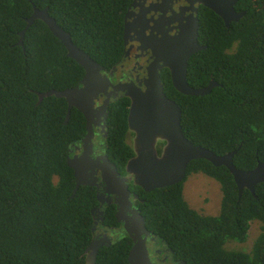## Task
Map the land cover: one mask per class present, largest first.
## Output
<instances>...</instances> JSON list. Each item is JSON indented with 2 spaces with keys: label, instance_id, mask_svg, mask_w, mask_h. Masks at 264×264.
<instances>
[{
  "label": "trees",
  "instance_id": "trees-1",
  "mask_svg": "<svg viewBox=\"0 0 264 264\" xmlns=\"http://www.w3.org/2000/svg\"><path fill=\"white\" fill-rule=\"evenodd\" d=\"M130 0H0V264H85L94 238L90 186L76 187L67 163L86 133V119L68 103L37 92L80 84L84 67L67 55L63 42L43 20L19 32L34 11L49 13L74 43L109 68L123 52V21ZM246 14L226 26L209 8L200 15L199 42L206 49L192 55L187 78L205 95L179 92L169 78L165 92L182 108V130L194 144L224 155L237 150L236 167L264 162V0H237ZM129 98L109 107L110 152L123 168L133 149L126 141ZM204 172L217 178L222 200L219 215L192 208L183 193L186 180L167 187L136 190L147 228L186 264H264V229L249 250L238 247L250 235L253 220L264 223V182L241 197L225 165L193 159L187 176ZM186 176V177H187ZM128 234V233H127ZM126 233L100 247L96 264H130L133 244ZM113 241V240H112Z\"/></svg>",
  "mask_w": 264,
  "mask_h": 264
},
{
  "label": "water",
  "instance_id": "water-1",
  "mask_svg": "<svg viewBox=\"0 0 264 264\" xmlns=\"http://www.w3.org/2000/svg\"><path fill=\"white\" fill-rule=\"evenodd\" d=\"M204 5L211 8L220 15L226 26L232 21H238L246 11H237L235 4L237 0H200ZM34 11L26 19L27 26L19 32V45L23 48L26 31L36 20H43L65 45L67 55L84 67L85 75L80 84L68 87L64 90L51 89L45 92H37L39 103L46 96L55 95L63 97L68 103L65 123L69 122L72 107L78 108L85 116L87 122V134L84 141H91L93 136V120L98 112L107 113L106 103L96 107V99L100 94L112 87L111 78L100 71L98 62L93 59L84 49L77 46L70 32L65 31L57 23L56 19L49 13L48 7L40 9L33 3ZM168 44L169 54L165 58V65L172 73V83L176 90L184 94L205 95L216 85L211 80L207 86L195 88L190 85L187 72L188 64L192 55L200 50L206 49L207 45L199 42V22L186 24L182 32L170 39ZM26 49L24 48V51ZM146 89L141 90L136 85H128L127 95L131 98L128 115V128L136 134L133 151L134 157L127 162V171L135 174V182L146 191L156 188L167 187L182 181L187 174V167L191 160L206 158L217 166L225 165L233 174L241 197L245 188L255 191L257 184L264 182V162L251 170L236 167L233 157L237 150L224 155H219L207 147L194 144L182 132V108L174 100L167 96L164 84L158 76L155 67L150 69L149 76L145 80ZM160 140H166L161 155L156 150ZM100 161V158L97 159ZM68 164L80 170L81 163L68 159ZM103 179L109 186L110 182L119 192V182L111 179L109 174L103 171ZM75 191L81 183H85L80 174H76ZM125 187V186H124ZM125 189H127L125 187ZM137 197V195H136ZM122 207L118 209L117 218L124 222L126 232L133 238L128 260L130 264H154L151 260L147 240L150 232L146 226L144 215L138 209L126 208L132 204L130 194H126ZM110 240V239H108ZM101 241H92L87 249L85 264H96ZM186 263V262H185ZM184 263V264H185Z\"/></svg>",
  "mask_w": 264,
  "mask_h": 264
},
{
  "label": "flooded vegetation",
  "instance_id": "flooded-vegetation-1",
  "mask_svg": "<svg viewBox=\"0 0 264 264\" xmlns=\"http://www.w3.org/2000/svg\"><path fill=\"white\" fill-rule=\"evenodd\" d=\"M204 7L209 8L200 0H130L123 21L122 55L114 65H109V68L103 63H98L100 71L106 74L107 78H111L112 87H109L105 93L100 94L96 99V107L104 103L108 105L107 113L98 112L95 115L93 136L91 141L85 142L84 139L87 134L86 122V133L77 142L74 149H69L67 163L68 159L71 161L76 159L81 163L78 171L68 165L73 171L75 181L76 174H80L85 182L81 183L80 186L92 187L97 197V204L92 209V218L94 222V238L95 241H101L99 243L100 247L111 245L117 236L123 233L127 234L124 222L117 218L118 209L122 207L121 202L124 201L125 195L130 194L132 202L126 208L138 209L142 213L141 203L143 202V199L140 198L136 191L138 187L142 188V186L136 184L135 174L127 171V162L135 156L134 151L133 155L128 157L124 168L119 164L122 157L119 159L118 156H112L108 153L110 152L109 107L113 102L124 97L129 98L130 107L131 98L126 93L128 89L124 90V88L134 84L141 90H145V80L153 67L158 71V76L164 84L165 91L167 80L170 78L172 81L171 70L165 65V58L169 54L168 44L171 43L170 39L179 35L186 27V24L194 22L196 18L200 28V15ZM125 137L127 143L133 149L136 137L135 132L128 129ZM166 143V140L158 142L156 148L158 155L162 154ZM98 158H100V161H97ZM103 171L109 174L111 179H115L116 183L119 182V192L117 188L112 187L114 186L113 182H110L113 185L109 186L104 181ZM196 174L202 175L212 183L219 182L216 177L204 172ZM149 232L147 246L154 264L185 263V261L177 262L173 259L169 253L170 249L168 246L155 237L152 231L149 230ZM128 236L134 243L133 238L130 235Z\"/></svg>",
  "mask_w": 264,
  "mask_h": 264
},
{
  "label": "rangeland",
  "instance_id": "rangeland-1",
  "mask_svg": "<svg viewBox=\"0 0 264 264\" xmlns=\"http://www.w3.org/2000/svg\"><path fill=\"white\" fill-rule=\"evenodd\" d=\"M183 193L188 204L200 213L209 215H218L220 213L222 191L219 182L212 183L202 175L191 173L184 181ZM263 229L264 223L262 221L253 220L247 241H236L238 247L243 250L250 249L251 251L257 236Z\"/></svg>",
  "mask_w": 264,
  "mask_h": 264
},
{
  "label": "clouds",
  "instance_id": "clouds-1",
  "mask_svg": "<svg viewBox=\"0 0 264 264\" xmlns=\"http://www.w3.org/2000/svg\"><path fill=\"white\" fill-rule=\"evenodd\" d=\"M210 162H211V161H210ZM216 166H217V165H216ZM220 187H221V185H220ZM220 212H221V208H220ZM219 214H220V213H219ZM219 214H218V215H219Z\"/></svg>",
  "mask_w": 264,
  "mask_h": 264
},
{
  "label": "bare ground",
  "instance_id": "bare-ground-1",
  "mask_svg": "<svg viewBox=\"0 0 264 264\" xmlns=\"http://www.w3.org/2000/svg\"><path fill=\"white\" fill-rule=\"evenodd\" d=\"M187 174L185 175L184 179L186 178Z\"/></svg>",
  "mask_w": 264,
  "mask_h": 264
}]
</instances>
